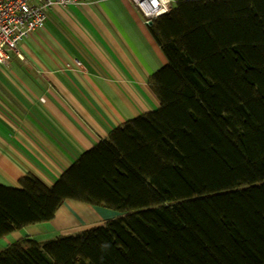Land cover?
<instances>
[{"label":"trees","instance_id":"obj_1","mask_svg":"<svg viewBox=\"0 0 264 264\" xmlns=\"http://www.w3.org/2000/svg\"><path fill=\"white\" fill-rule=\"evenodd\" d=\"M149 30L167 58L159 101L81 153L47 186L0 184V238L67 199L121 215L0 264H264V0H176Z\"/></svg>","mask_w":264,"mask_h":264},{"label":"crops","instance_id":"obj_2","mask_svg":"<svg viewBox=\"0 0 264 264\" xmlns=\"http://www.w3.org/2000/svg\"><path fill=\"white\" fill-rule=\"evenodd\" d=\"M0 64V184L31 174L51 186L84 151L159 101L150 76L167 58L131 0L54 6ZM79 63H76V61ZM119 212L67 199L47 221L0 238L37 241L102 225Z\"/></svg>","mask_w":264,"mask_h":264},{"label":"built area","instance_id":"obj_3","mask_svg":"<svg viewBox=\"0 0 264 264\" xmlns=\"http://www.w3.org/2000/svg\"><path fill=\"white\" fill-rule=\"evenodd\" d=\"M77 2L78 0H0V64L7 63L12 53L19 54L17 50L19 42L43 26L50 9ZM131 2L142 13L145 23L148 24L171 10L176 0H131Z\"/></svg>","mask_w":264,"mask_h":264},{"label":"bare ground","instance_id":"obj_4","mask_svg":"<svg viewBox=\"0 0 264 264\" xmlns=\"http://www.w3.org/2000/svg\"><path fill=\"white\" fill-rule=\"evenodd\" d=\"M163 15V14H162ZM161 16V15H160ZM152 22V21H151ZM149 24V23H148Z\"/></svg>","mask_w":264,"mask_h":264},{"label":"water","instance_id":"obj_5","mask_svg":"<svg viewBox=\"0 0 264 264\" xmlns=\"http://www.w3.org/2000/svg\"><path fill=\"white\" fill-rule=\"evenodd\" d=\"M151 23V21L149 22V24Z\"/></svg>","mask_w":264,"mask_h":264},{"label":"rangeland","instance_id":"obj_6","mask_svg":"<svg viewBox=\"0 0 264 264\" xmlns=\"http://www.w3.org/2000/svg\"><path fill=\"white\" fill-rule=\"evenodd\" d=\"M119 215H121V214L119 213Z\"/></svg>","mask_w":264,"mask_h":264}]
</instances>
